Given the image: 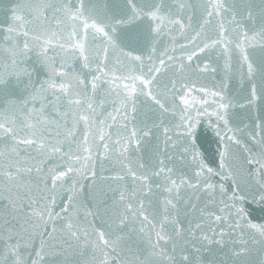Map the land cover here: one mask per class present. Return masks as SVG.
Wrapping results in <instances>:
<instances>
[{
  "label": "water",
  "instance_id": "water-1",
  "mask_svg": "<svg viewBox=\"0 0 264 264\" xmlns=\"http://www.w3.org/2000/svg\"><path fill=\"white\" fill-rule=\"evenodd\" d=\"M0 264H264V0H0Z\"/></svg>",
  "mask_w": 264,
  "mask_h": 264
}]
</instances>
